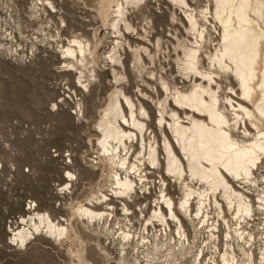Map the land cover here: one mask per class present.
Masks as SVG:
<instances>
[{
  "label": "bare ground",
  "instance_id": "1",
  "mask_svg": "<svg viewBox=\"0 0 264 264\" xmlns=\"http://www.w3.org/2000/svg\"><path fill=\"white\" fill-rule=\"evenodd\" d=\"M37 1L42 8L47 5L53 9L48 0H44V5L42 0ZM170 2L183 15L177 20L173 13L171 22L178 21L193 39L174 35L172 49L180 53L175 57L180 84L188 80L190 85L183 90L168 80L162 69L155 77L149 71L147 74L164 96L159 98L153 87L150 95L137 86L130 94L122 57L125 52L131 54L132 69L138 78L148 67L143 58L148 64L155 62V55L147 47L152 26L142 28L144 35L140 40L145 45L127 38L128 31H135L127 13L146 7L148 0H98L99 17L102 22H109L113 34L111 48L103 58L113 89L98 111L94 126L96 151L91 162L94 170L106 171L104 177L110 190L103 191V186L97 184L84 204L70 206L71 215L65 220L37 210L32 216H22L12 234L11 241L17 246L24 247L35 233L49 235L54 241L70 238V233H74L72 220L78 219L86 229L93 227L99 233L102 230L103 235L110 234L111 243L116 240L121 251L142 254L143 264H183L180 258L185 255L191 264H264V238L258 234L261 246L257 247L256 258L251 247L257 238L246 228L250 227L249 221L254 222L257 212H264L263 190L258 191L256 202L248 197L250 186L263 183L255 172L264 164V0H205L204 5L200 0ZM95 43L74 34L58 48L63 60L60 72H72L73 88L87 93L98 81L96 49L100 42ZM151 45L154 50L160 49V38ZM220 75L234 80L235 91L228 87L227 93H220L216 81ZM65 90L76 98L75 89ZM64 98L70 100L72 96ZM148 102L155 110L152 123ZM80 106L77 101L71 114L80 117ZM68 162L72 163L71 159ZM146 168L163 171L159 196L147 216L137 201L138 185L144 190L154 186L147 180ZM163 177L173 178L179 185L181 196L177 201L166 192ZM64 179L58 190L70 194L75 175L66 171ZM117 207L128 224L117 221ZM134 212L143 220L136 230H132L133 222L128 218ZM112 218L117 221L115 230L110 224ZM196 220L200 228L206 229L203 248L194 243L199 234L193 225ZM184 221L191 225L192 237L186 233ZM155 227L160 228L158 234L150 230ZM161 250L165 252L160 256L163 260L157 262Z\"/></svg>",
  "mask_w": 264,
  "mask_h": 264
},
{
  "label": "rangeland",
  "instance_id": "2",
  "mask_svg": "<svg viewBox=\"0 0 264 264\" xmlns=\"http://www.w3.org/2000/svg\"><path fill=\"white\" fill-rule=\"evenodd\" d=\"M42 1L40 2L44 5V0ZM48 1L52 3L53 9L48 8L46 4V7L42 8L37 0H0V264L142 263V254L128 249L121 251L116 240L111 243L110 234L103 235L102 230L99 233L93 227L86 229L78 219L72 220L74 233H70V238L54 241L49 235L35 233L33 239L24 247L15 248L7 244L6 225L8 222L13 223L23 214V207L28 198L35 201L37 211H47L51 218L65 220L71 215L70 206L77 202L84 204L85 198L97 189V184L103 186V191L110 190L107 187L110 183L106 176L104 177L106 171H101L100 168L94 170L91 161L96 151L97 132L94 126L98 111L103 108L107 95L113 89L111 73L103 67V58L110 50L113 40L112 30L108 26L109 22H102L99 17L98 0ZM200 4L204 5L205 0H200ZM173 13L176 14L177 20L183 17L179 11L174 10L170 0H148L146 7L130 9L127 13L126 16L135 29L133 32L128 31L130 34L127 38L145 45V41L140 40L144 35L142 28L152 26L153 31L147 37V47L150 54L155 55L153 65L143 58L148 67L141 72L139 78L133 72L131 54L125 52L122 55L129 79L126 89L130 94L137 86L143 93L150 95L153 87L157 89L159 98L164 97L159 92L158 84L147 74L152 71L155 77L161 69L175 86L187 90L190 85L188 80L180 84L181 77L175 65V57L180 53L172 49L175 45L174 35L183 40L193 39L186 34L183 25L178 21L171 22ZM74 34L84 36L91 43L100 42L96 49L98 81L91 85L88 93L78 87L73 88L72 72H60L63 60L58 48L62 44L66 45ZM157 38H160L161 46L160 49L154 50L151 44L155 43ZM207 46L211 48L208 42ZM15 47H18L17 54H14ZM205 63L204 60V67ZM216 81L219 83L220 93H227L228 87L235 91L236 84L233 79L220 75ZM66 88L75 89L76 98L71 95L73 93H68ZM65 96H72L71 101L64 98ZM63 99L64 101H61ZM77 101L81 105L77 113L81 114L80 117L71 114ZM56 102L59 104L53 107ZM147 108L152 123L155 110L150 102ZM133 145L135 149L136 145ZM69 159L72 163L68 162ZM66 171L75 175L70 194L58 190L64 184ZM162 172L160 168H146L147 180L154 183V186L149 190L142 189L140 185L137 187L140 188L137 190V201L143 206L145 216L152 202L159 196L158 183ZM255 176L263 183L258 187H249L248 197L251 201L255 200L254 202L257 194L264 191V164L255 172ZM163 180L166 192L177 201L181 196L179 185L173 178L163 177ZM3 185L5 188L2 190ZM234 186L238 187V184L235 183ZM134 208L131 203L130 209ZM191 208H195V205ZM116 209L117 221L126 223L124 216L118 211L120 207ZM263 214L264 212H257L254 222L249 221L250 227H246L257 238L255 245L251 247L256 258L257 247L261 246L258 234L264 238ZM128 218L132 219V230L143 224L142 217L135 212ZM117 221L113 218L110 221L113 229L116 228ZM198 222L199 220H196L193 223L199 232L194 243L203 248L206 229L200 228ZM183 225L188 236L192 237L191 225L187 221H184ZM159 229L150 228L152 233L157 234ZM220 231L218 236L222 234V228ZM161 251L159 257L165 254ZM81 253L82 257L78 255ZM135 257L138 258L137 261L134 260ZM180 259L183 264L192 262L188 255ZM162 260L163 257H160L157 262Z\"/></svg>",
  "mask_w": 264,
  "mask_h": 264
},
{
  "label": "built area",
  "instance_id": "3",
  "mask_svg": "<svg viewBox=\"0 0 264 264\" xmlns=\"http://www.w3.org/2000/svg\"><path fill=\"white\" fill-rule=\"evenodd\" d=\"M18 47H15L14 48V54H17L18 53ZM13 58V56H12ZM5 185H3V187L1 188L2 190L5 188L4 187ZM38 210V207L35 203L34 200L28 198L26 201H25V204H24V207H23V214L20 215L21 217L24 216V218L28 217V216H32L33 213H35V211ZM17 217L16 220L13 222V223H7L6 225V231L8 232V238H7V244L8 246H11V247H15V248H18L20 246H17L15 244V242L11 241L12 240V234L16 231L18 225H20V218L21 217ZM21 227V226H19ZM34 236V235H33ZM33 236L32 238H30V240L33 239ZM29 241V240H28Z\"/></svg>",
  "mask_w": 264,
  "mask_h": 264
}]
</instances>
